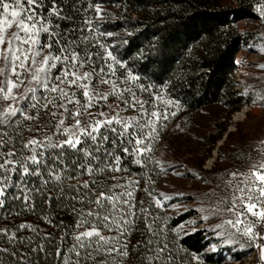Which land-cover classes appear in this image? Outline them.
Returning a JSON list of instances; mask_svg holds the SVG:
<instances>
[{"label":"trees","instance_id":"trees-1","mask_svg":"<svg viewBox=\"0 0 264 264\" xmlns=\"http://www.w3.org/2000/svg\"><path fill=\"white\" fill-rule=\"evenodd\" d=\"M259 1L236 0L234 6H225L218 0H55L61 15L71 16L72 19L58 20L53 17L52 23L59 24L62 32L74 29L69 39L90 37L92 42L88 45L89 50L102 54L94 65H86L81 72L92 71L93 67L99 71L101 65L105 66V72L108 71L106 64L112 61L103 58L105 49L95 43L99 41L125 65L122 68L114 64L115 75L125 77L131 73L138 78L131 83L133 88L143 85L149 89L144 92L147 94L157 89L163 90L187 112L211 105H221L232 111L237 110L244 100L242 91L234 87L236 54L247 42L257 39L255 33L242 32L234 25L237 19H260L257 10ZM6 2L11 3L12 0ZM52 7L53 0H46L43 14L46 16ZM97 8L100 9L99 13ZM41 41L47 45L48 36L42 35ZM84 48L85 44L81 43L78 51L83 54ZM55 54L60 55L59 48L55 49ZM60 67L53 70L54 75L60 74ZM100 79L102 77L95 78L94 84L105 86L100 84ZM104 88L97 90L109 93ZM44 95L43 89H39L37 96ZM76 99L85 103L82 90ZM40 103L37 119L26 120L18 114L11 127L2 129L8 134L5 139L9 140L3 151L16 150L18 153L13 159L31 155L28 149L23 148L29 139L42 140L46 135L56 133L55 126L61 115L52 117L51 113L56 109L51 105L44 109V101ZM76 107L75 103L69 105L72 111L64 116L63 127H71L70 124L75 123L72 112H75ZM93 110L97 111L96 105L79 117L84 125L90 119H95ZM25 112L37 116L35 110L25 108ZM59 112L63 113V109H59ZM16 120L20 122L16 123ZM107 134L113 137L112 133ZM66 138L59 133L54 136L56 141ZM88 144H91L90 140ZM105 146L108 151H114L115 156L121 157V171L108 170L90 176L87 171L89 166L100 168L105 164L114 165V157L101 153L99 161L86 160L82 152L67 149L62 160L55 159L58 150L46 153L48 160L43 176L26 177L27 193L24 191L25 185L20 184V175L13 174V181L19 186L8 189L5 203L0 206V230H6L0 232V249L8 250L0 252V264H62L66 256H70L73 261L79 259L80 264H101L105 259L111 264L110 257L98 255L94 261L86 260V252L82 251L81 256L77 257L75 253H69L68 249L76 243L75 235L91 229V223L77 227L81 214L96 208L95 203L88 201H95L100 192L106 191L105 186L126 184L128 180L137 182L133 185L136 189V218L134 227L129 229L130 235L125 234L120 238L121 243L127 242L129 255L117 257V264H162L155 260L149 262L147 257L154 256L155 249L165 244L167 249L163 255L170 258L169 264L221 263L226 253L223 246H213L212 236L207 235L210 228H199L196 223L194 227L185 228L193 209L179 213L170 211V206L178 201V197L163 191L159 186L160 177L166 168L157 157L154 146L142 145L148 151L141 154L140 164H136L134 161L137 157L125 153L123 147L116 148L111 139ZM125 146L131 151V145L125 142ZM78 164H83L84 168L81 169ZM50 170H53L52 175H60L62 179H52ZM43 181L48 182L45 185ZM85 181L95 182L85 189L82 187ZM124 190L117 188L114 191L119 193ZM85 193L88 195L81 201L80 196ZM26 194L29 196L28 201L24 199ZM156 201H160L159 206ZM21 224L32 227L21 229ZM148 225L152 226L151 231ZM101 231L104 236L117 235L107 229L101 228ZM13 234L15 238L10 242L9 237ZM149 240L151 244L147 243ZM57 249H60L59 258Z\"/></svg>","mask_w":264,"mask_h":264},{"label":"snow or ice","instance_id":"snow-or-ice-1","mask_svg":"<svg viewBox=\"0 0 264 264\" xmlns=\"http://www.w3.org/2000/svg\"><path fill=\"white\" fill-rule=\"evenodd\" d=\"M46 7V0H12L11 3L6 0H0V59L4 61V65L0 67V101H11L7 107L0 110V206L5 203L6 193L9 188L18 187L19 185L13 181V174L20 175V184H24V191L27 193L29 190L26 188V177L30 176H43V169L47 167L48 157L46 153L49 150H58L59 154L55 157L57 160H62L66 155V150L71 149L76 153H83L85 159H95L97 161L101 158V153L107 157H114L115 164H105L104 167L95 168L89 166L87 168L88 174L95 175L103 173L105 171H121L119 167L121 163V157L115 156L114 151H108L105 146L111 139L112 144L116 148L123 147L125 153L136 156V164L141 163L140 156L142 153L148 151V149L142 147L146 136H151L155 132V121L151 118L147 119L146 123H142L141 119L137 117H121L119 112L108 118L104 112L97 113L98 116L105 117L104 120L90 119L87 125H84L79 117L87 111V109L93 107L95 103L104 99L107 100L109 95L115 94L118 98L123 100L125 94H131L132 101H124V103L135 108L139 105V111L148 115L149 117L160 118V113L157 111L149 112L145 108V104L148 101H140L136 98L135 93L131 88L120 89L115 80L110 78L100 79V84L111 85V92L100 93L95 87L94 82L97 77H110L115 76V65L125 67L111 51H107V46L95 41L100 47L105 49L106 55L103 56L105 61L111 60L112 63H107L108 69L105 72V66L101 65L99 71L95 67L92 71L81 72L86 65H94L95 60L102 57L101 53L93 52L89 50V43H91L90 37L82 36L79 40L69 39L75 30L60 31L59 24H53L52 18L55 17L58 20H71V16L61 15V9L55 5L53 0V7L51 11L45 16L43 9ZM19 9V11H17ZM39 9V12L37 11ZM262 16H264V0L258 9ZM97 13L100 9L97 8ZM91 25V21L88 22ZM15 26L16 31H13L10 36L7 35V29ZM55 29V30H53ZM22 33V35H21ZM48 36V43L44 45L41 41L42 35ZM103 35V33H101ZM111 35V34H109ZM84 43L85 48L83 54L78 51L79 44ZM48 51L45 54L44 48ZM59 48L60 55L55 54V49ZM59 68V75H54L53 70ZM27 72L30 79L28 83L33 85L24 90L20 95L14 93V89L20 87L23 83L20 77L23 73ZM12 76L16 77L14 81ZM128 80L135 81L138 78L131 73L128 74ZM141 91H148L149 89L143 85H139ZM43 89L45 95L38 97L36 95L38 89ZM75 88L76 91H72ZM83 91L85 97V103H81L76 99L77 94ZM54 94V95H53ZM44 103L42 107L47 109L51 105L56 111L51 113L52 117L61 115V119L56 124V133L53 135H46L42 140L35 138L29 139L23 144L24 149H28L31 155L17 157L16 150L4 152L3 148L9 143L5 137L8 135L3 132L4 127H11L14 118L23 116L26 120H35L38 118L39 110L41 108L40 101ZM63 101V103H58ZM75 103L77 105L75 112H72V117L75 123L71 127H63L64 116L71 112L69 105ZM25 108L35 110L37 116L28 115L25 112ZM59 109H63V113L59 112ZM166 119V115L164 116ZM19 123V120L15 121ZM116 125V126H114ZM118 126V127H117ZM63 131L61 133V128ZM151 128V131L143 134L145 128ZM59 133L65 135L67 138L56 141L54 136ZM107 133H112L113 137H110ZM143 134V135H142ZM91 144H88V141ZM117 140L119 143H117ZM131 145V151L129 147ZM86 145L81 148L79 146ZM78 163V162H77ZM83 169V164H78ZM33 167L35 170H33ZM50 170V176L56 181H60L62 178L60 175H52ZM233 179H237V174H232ZM240 182L235 185L233 191L234 194L231 198L232 207L229 211H232L237 219L235 221L228 220L225 223L236 228L237 231L241 229L238 227L244 224L243 234L248 236L251 240L264 239L259 236L258 233H254L253 229L255 225L251 222L245 223L240 217L247 219L248 213L252 216L258 217L256 223H264V162L254 165L253 169L249 173L239 174ZM113 179H116L113 177ZM48 181H43L46 185ZM95 181H85L82 185L83 188L89 189V184ZM137 183L134 180H128L126 184H113L111 187H106V191L100 192L95 201L89 200V203H95L96 208L82 213L80 220L77 222V227L91 223V229L85 230L77 235L74 239L76 243L68 249L69 253H75L77 257L81 256V252L84 251L87 255L84 257L86 260H95V257L102 255L111 258V264H117V257H127L128 244L127 242H120V238L125 234L130 235L129 229L134 227V221L136 218L135 209V187L133 185ZM231 183V182H229ZM71 187V186H70ZM117 188L125 189L119 193L114 190ZM77 191L79 188L77 187ZM110 193V194H109ZM85 193L80 196L83 201ZM25 201L29 200V196H24ZM71 199H76L72 197ZM157 205H160V201H156ZM110 205V207H108ZM259 206L258 211H254ZM141 211H145L141 209ZM87 218H92L90 221ZM31 225L21 224L19 228H31ZM101 228L109 231H114L117 235L104 236ZM149 231L152 230V226L148 225ZM33 231L35 229L33 228ZM0 232H6V230H0ZM15 238L9 237L11 242ZM47 239V237H46ZM151 244L152 241H147ZM261 248V258L264 259V245H258ZM91 249V251H88ZM167 245L164 247H157L155 249L154 256H148L147 260L161 261L162 264H169L170 258H165L163 253L166 251ZM43 251V248L40 249ZM7 249H0V252H6ZM15 255V253H12ZM115 254V255H114ZM57 257H60V249H57ZM62 264H80V260L73 261L70 256H66ZM101 264H109V260L105 259Z\"/></svg>","mask_w":264,"mask_h":264},{"label":"rangeland","instance_id":"rangeland-1","mask_svg":"<svg viewBox=\"0 0 264 264\" xmlns=\"http://www.w3.org/2000/svg\"><path fill=\"white\" fill-rule=\"evenodd\" d=\"M218 2L225 6L236 4V0ZM260 5L257 4V10ZM258 12L260 19H237L234 25L242 32L255 33L257 38L256 41L247 42L236 54L234 87L241 90L244 97L243 104L237 110L229 111L221 105H211L187 112L163 90L157 89L147 94L137 85L133 88L131 83L134 81L128 80V75H115L112 79L120 89L131 88L138 100L148 101L145 108L149 112H159L160 118L141 113L138 104L135 108L127 106L124 101L131 102V94H125L123 100L115 94L109 95L107 100H98L95 103L97 111H92V116L99 120L105 117L97 113L104 112L111 118L119 112L121 117L135 116L138 120L143 116L142 123H146L149 118L155 121L156 130L151 136L145 137L144 144L154 146L157 157L166 168L160 177L159 186L163 191L178 197V201L170 206V211L179 213L193 209L185 228L194 227L195 223L199 228H210L212 232L205 233L208 237L212 236L213 246H223L226 253L219 264H264L258 246L264 245V239L251 240L244 235V224L239 225L241 230L237 231L225 223L237 219L229 209L232 207V196L238 194L233 189L240 182L239 174L249 173L254 165L264 162V16ZM13 31H16L15 26L7 29V35L10 36ZM43 52L46 54L47 49L44 48ZM3 65L4 61L0 59V67ZM11 79L15 81L16 77L12 76ZM29 79L27 72L20 77L23 83L14 89L17 96L33 86L28 83ZM94 87H105V91L111 92L109 84H94ZM9 103L11 101H0V110ZM243 106H247L244 115L234 119L233 114ZM150 131V127L145 128L143 134ZM214 149L217 152L213 155ZM233 173L237 174V179H233ZM258 210L259 206L254 209ZM240 219L245 223L251 222L255 225L254 233L264 237V223L257 224L258 217L248 213L246 220L243 216Z\"/></svg>","mask_w":264,"mask_h":264},{"label":"bare ground","instance_id":"bare-ground-1","mask_svg":"<svg viewBox=\"0 0 264 264\" xmlns=\"http://www.w3.org/2000/svg\"><path fill=\"white\" fill-rule=\"evenodd\" d=\"M246 107H247V106H243V107L241 108V110L235 112V113L233 114V118H234V119H237V118H240L241 115L243 116L244 113H245V111H246V109H247ZM216 152H217V149H214V151H213V155H214Z\"/></svg>","mask_w":264,"mask_h":264},{"label":"built area","instance_id":"built-area-1","mask_svg":"<svg viewBox=\"0 0 264 264\" xmlns=\"http://www.w3.org/2000/svg\"><path fill=\"white\" fill-rule=\"evenodd\" d=\"M261 3H258V5H260Z\"/></svg>","mask_w":264,"mask_h":264}]
</instances>
